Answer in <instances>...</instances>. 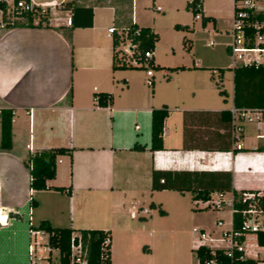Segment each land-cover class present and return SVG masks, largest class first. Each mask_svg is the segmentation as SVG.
<instances>
[{"label":"crops","instance_id":"obj_1","mask_svg":"<svg viewBox=\"0 0 264 264\" xmlns=\"http://www.w3.org/2000/svg\"><path fill=\"white\" fill-rule=\"evenodd\" d=\"M74 1L93 7L92 27H70L66 24L70 12L57 6L50 7V22L64 25L62 29L0 28V108H15L13 147L0 149V264L38 262L30 248L34 241L31 226L42 220L58 227L110 231L114 264L118 238L131 237L130 252L141 243L143 234L131 226L145 216L131 212L147 208L144 197L151 190L153 169L228 170L237 191L255 190L264 196V119L245 121L240 140L235 138L229 151L207 149L221 141L222 121L216 116L184 126L185 111L231 110L234 106L232 95L230 106L219 107L210 69L208 75V69L196 61L193 67L156 64L157 47L153 59L163 69L165 80L155 83L154 73L148 74L150 67L141 78L134 75L135 68H113L110 27L120 32L136 23L155 31L144 11L158 10V6L163 11L157 2L171 12L179 11L189 0ZM54 9L63 15L56 16ZM233 13V0H203L201 16L213 17L214 25ZM146 79L152 89L145 85ZM100 93L112 95L107 106L97 104L95 97ZM163 105L168 107L164 149L152 151V109ZM135 144L145 149L135 150ZM54 147L71 152L57 157L50 188L31 190L25 160L30 152ZM53 186H70L71 193ZM226 194L231 200V192L223 199ZM31 195L38 201L35 208L30 206ZM245 254L264 258V246L258 244L256 234L246 236Z\"/></svg>","mask_w":264,"mask_h":264},{"label":"trees","instance_id":"obj_2","mask_svg":"<svg viewBox=\"0 0 264 264\" xmlns=\"http://www.w3.org/2000/svg\"><path fill=\"white\" fill-rule=\"evenodd\" d=\"M20 1L30 3L31 0H13V10L9 15L20 17L26 22L15 23L8 20L7 14L4 12L3 21L5 25L2 29H10L16 27H38V28H57L62 29L64 25L54 26L50 22L51 10L49 7L42 8L40 5H34L32 10H22L17 8ZM203 0H189L186 5L187 10H191L196 16L202 13ZM201 4V8L197 5ZM6 5L3 7L6 11ZM61 9L70 11L72 25L70 27H92L94 10L92 6L77 5L74 0L63 1L58 5ZM202 24L205 26L207 22H214L213 17L201 16ZM1 28V27H0ZM175 28L185 29L188 26L176 24ZM159 40V34L152 28L147 26H139L131 23L121 29L120 32L113 33V68H146L158 67L154 63V59L148 60L147 65H133L128 61L122 45L129 42L133 45L132 56L138 60L144 58L146 51L154 52L156 43ZM212 69V68H210ZM233 104L238 109H252L264 111V65H238L233 67ZM219 73L220 80L215 81L214 74L217 73L213 69L212 78L215 81L219 94L227 99V90L221 88L223 70ZM97 104L107 106L112 101V95L109 93L97 94ZM15 108H0V124H1V140L0 149L11 150L13 147V118ZM168 115V107L163 105L159 108L152 109V142L150 149L157 151L164 149L163 129L164 122ZM208 115L216 116L222 121L223 131L220 132L221 141L217 146H210L208 150L229 151L235 141L233 136L234 124L233 115L230 109L222 110H193L185 111L184 126L192 124L194 121H204ZM187 147V146H185ZM135 150H144L145 146L135 144ZM71 149L67 147H54L48 150L30 152L25 165L30 173L31 190L48 189V182L56 177L57 157L63 154H70ZM53 189L70 194L71 187L53 186ZM153 191L174 190L181 194L190 193L192 199L196 202H207L212 199L214 194L219 196L222 207L226 202L223 197L225 193L231 192L233 195V226L235 229L240 227L242 222L241 210L247 206L246 202L241 200V194L244 192H256L255 190L237 191L233 187V175L228 170H161L153 169L152 184ZM264 206V196L261 197ZM155 203H152V206ZM30 206L35 208L38 201L33 195L30 198ZM161 213H165L161 209ZM18 216V215H17ZM33 229H42L49 233V244L57 249L60 253V264H73L71 260V238L73 233H78L84 245L87 247V264H111V232L102 229H74L72 227L53 226L49 220H42L37 226L32 225ZM257 242L260 246H264V229H260L255 233ZM109 242H106V239ZM244 239V238H243ZM242 240V239H241ZM198 264H206L207 261H215L216 264H256L259 259H252L244 256L242 252L233 250L232 254L226 252L223 248H212L206 244H200L194 249Z\"/></svg>","mask_w":264,"mask_h":264},{"label":"rangeland","instance_id":"obj_3","mask_svg":"<svg viewBox=\"0 0 264 264\" xmlns=\"http://www.w3.org/2000/svg\"><path fill=\"white\" fill-rule=\"evenodd\" d=\"M157 5H161L164 10L149 8L144 11L145 13L143 12L147 23L160 34V40L156 44V64L193 67L196 61L200 68L208 69V75H210V68H212L211 74L213 69H216L217 73L212 74L215 81L220 80L219 73L223 70L221 88L228 92L227 101L219 94L218 89H215L213 94L219 107L230 106L234 85L233 59L226 45L233 39L230 32L233 16L224 15L219 24L207 22L204 26L202 20L196 19L191 10L183 8L171 12L165 4L157 2ZM261 9L264 11V0H259L257 3V10ZM54 10L56 16L63 15L58 10ZM6 18L15 23L26 22L17 16L7 15ZM176 24H182L188 28L177 29ZM211 42L214 45H210ZM126 59L132 63L129 55ZM135 70L137 73L134 75L141 78L142 75L144 77L147 69L138 67ZM151 70L155 75V83L161 79L165 80L163 69L151 67ZM187 79L190 78L187 77ZM145 83L152 89L148 79ZM230 198V195L226 194L225 207L216 208L213 204L208 206L207 202L194 201L190 193L181 194L174 190L153 191L149 188L144 197L149 213L144 214L145 217L135 219L137 224L133 223L131 226L143 234L141 243L130 252L128 242L132 240L131 237L118 238L114 264H134L136 261H140L141 264H196L194 249L200 244H211L216 248L228 246L229 243L226 241L210 242L209 239H201L193 228H202L211 233L212 237H219L221 228L217 226V221L223 218L228 223L227 226L231 221ZM218 200V197H212V201ZM152 203L155 205L152 206ZM161 209L165 211L164 214L161 213ZM56 255L58 256V252Z\"/></svg>","mask_w":264,"mask_h":264},{"label":"built area","instance_id":"obj_4","mask_svg":"<svg viewBox=\"0 0 264 264\" xmlns=\"http://www.w3.org/2000/svg\"><path fill=\"white\" fill-rule=\"evenodd\" d=\"M259 0H233L234 13H233V25L231 28L232 41L227 45V51L233 59V67L238 65H264V11L257 10V3ZM6 6V11L3 7ZM60 3L56 0L43 2L40 4L42 8L57 7ZM32 2L26 3L20 1L17 8L22 10H32ZM13 0H0V27L3 28L5 22L3 21L4 12L9 15L13 10ZM197 8H201V4L197 5ZM161 10V7H157ZM70 12V11H69ZM196 18H201V14L198 13ZM66 24L72 25L71 13L66 18ZM110 33L118 32L117 28L112 26L109 28ZM210 45H214L213 42ZM122 50L128 54L131 58L133 65L141 66L147 65L148 60L153 59L154 52L152 50L146 51L144 58L138 60L132 56L133 45L129 42L122 45ZM148 74L152 75L151 69L148 70ZM98 100L97 96L95 97ZM234 124V136L239 141L242 134V124L245 121H262L264 119V111L252 110V109H238L235 106L231 108ZM238 149H242L240 143L237 144ZM262 194L256 192H244L241 194V200L247 203V206L241 210L242 222L238 229L233 226V219L230 222L229 227L226 226L225 220L220 219L217 221V226L221 228L219 237L214 238L211 233H208L202 228H193V231L199 235L201 239H209L210 242L226 241L228 246L223 247L227 253L232 254L233 250L242 252L245 254V238L248 234H255L262 229L264 224V206L262 204ZM219 198V197H218ZM208 206L213 204L216 208H222L220 199L215 202L207 201ZM231 212L233 208V197L230 202ZM139 213H149L148 208H137L131 212L132 216H138ZM32 236L34 238L31 244V253L33 258L38 262H31L29 264H60L59 259L54 257V251L57 250L49 244V233L42 229H33ZM46 238V239H45ZM244 238V239H243ZM242 239V240H241ZM46 240V241H45ZM109 242V239H106ZM212 247L211 244H206ZM71 260L73 264H87L88 250L84 245L81 236L78 233H73L71 238ZM216 248V247H212ZM222 248V247H220ZM58 255L60 258L59 251ZM247 257V256H246ZM206 264H216L215 261H207ZM256 264H264V258L259 259Z\"/></svg>","mask_w":264,"mask_h":264}]
</instances>
